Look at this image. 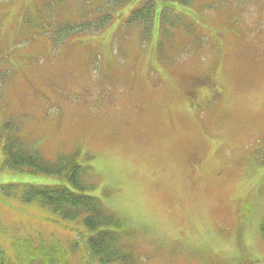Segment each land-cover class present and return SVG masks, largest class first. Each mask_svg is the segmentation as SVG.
<instances>
[{
	"label": "rangeland",
	"instance_id": "obj_1",
	"mask_svg": "<svg viewBox=\"0 0 264 264\" xmlns=\"http://www.w3.org/2000/svg\"><path fill=\"white\" fill-rule=\"evenodd\" d=\"M170 1L155 7L183 26L145 23L179 32L163 42L172 65L155 32L141 45L119 21L153 0H0V188L57 186L70 158L137 264H264V0ZM19 145L61 173L7 169ZM15 218L44 239L78 230L0 191L3 229Z\"/></svg>",
	"mask_w": 264,
	"mask_h": 264
},
{
	"label": "trees",
	"instance_id": "obj_2",
	"mask_svg": "<svg viewBox=\"0 0 264 264\" xmlns=\"http://www.w3.org/2000/svg\"><path fill=\"white\" fill-rule=\"evenodd\" d=\"M153 2V5H143L145 13H137L138 10L130 11L125 19H119V21H122V24H125V27L130 31L136 30L138 39L144 42L154 43L151 40V32H155L159 38H162L158 45L154 43L161 62L172 65L167 62L172 57H169L168 47L163 42L167 37L180 42V38L177 37L179 32L176 29L170 33L168 30L166 32L151 30L148 28L150 26L145 23V17H152L159 25L166 22L163 24V28L174 25V21H172L174 18L178 26H183V24H180L181 19L179 20L176 15L169 13L172 9L169 11L156 9L155 2L169 4L170 0H153ZM184 6L186 7V5ZM35 14L38 16L37 10ZM112 17H114L113 14L98 19L95 23L97 28L105 29L110 24L109 20ZM170 17L172 20H169ZM38 18L41 20L40 23H43L42 18L39 16ZM27 24L32 25L29 22ZM92 26L93 24L90 25V29ZM119 26L121 27V23ZM30 28L33 31L42 30L41 25ZM193 30L195 31V28ZM192 44L193 50H197L200 46L198 42ZM7 136L9 139L11 138L10 135ZM1 140H4L2 130L0 131ZM19 149L20 154L17 152L11 154L9 160L7 154L4 153L7 169L32 167V173L56 177L61 173L56 164L45 160L36 152L27 150L21 145H19ZM61 163L72 165V168L57 186H5L0 188V191L11 197L19 194L23 205H34L38 212L48 211L53 221H44L49 224L57 225L56 223L64 224V221H77L78 230L75 229V237L71 239L74 241L44 239L37 232L28 230L18 218L13 219L20 225L18 229L13 230L9 227L10 231L6 228L4 230L0 221V264H88L89 261L94 264H137L134 253L124 242V238H128L124 219L109 210L98 198L89 194L93 189L91 181L93 176L89 174L88 167H82L77 161H70V158H65V161ZM66 184H70V187L63 186ZM26 215L31 218L30 221L41 220L36 219V214L26 213ZM260 231L264 237V216L260 223ZM130 232L134 231L130 229Z\"/></svg>",
	"mask_w": 264,
	"mask_h": 264
}]
</instances>
